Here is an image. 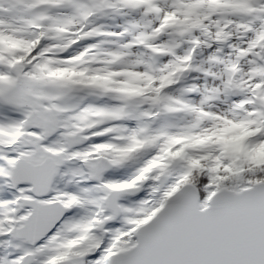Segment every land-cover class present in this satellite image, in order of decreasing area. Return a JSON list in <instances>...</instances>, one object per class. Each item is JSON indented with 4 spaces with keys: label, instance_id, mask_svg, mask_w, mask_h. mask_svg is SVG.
<instances>
[{
    "label": "snow or ice",
    "instance_id": "1",
    "mask_svg": "<svg viewBox=\"0 0 264 264\" xmlns=\"http://www.w3.org/2000/svg\"><path fill=\"white\" fill-rule=\"evenodd\" d=\"M0 264H264V0H0Z\"/></svg>",
    "mask_w": 264,
    "mask_h": 264
}]
</instances>
